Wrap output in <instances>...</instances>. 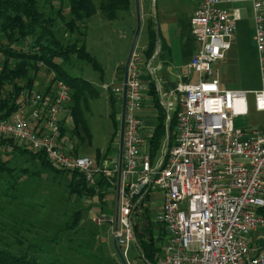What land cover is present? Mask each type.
<instances>
[{"label":"built area","instance_id":"1","mask_svg":"<svg viewBox=\"0 0 264 264\" xmlns=\"http://www.w3.org/2000/svg\"><path fill=\"white\" fill-rule=\"evenodd\" d=\"M251 3L258 53L260 87L227 88L220 83L214 64L231 48L237 22L247 15L236 2ZM195 49L182 66L186 80L167 90L154 78L161 66L145 68L152 79H142V49H134L128 73L125 102L121 185L117 226L114 215L95 218L112 224V235L125 259L135 241L131 196L143 185L144 194L161 192L155 220L163 228L155 264H264V126H237L235 119L249 113L248 95L255 110L264 112V0H200L189 18ZM1 58V53H0ZM153 80L159 103L176 117L175 143L163 146L154 161L139 114L148 83ZM121 96L122 83L111 86ZM24 102L1 117L0 137L13 138L34 151H42L56 167L77 170L89 184L102 174L110 184L118 172V158H94L74 153L63 145L61 127L70 102L69 87L58 80L51 95L33 89ZM22 100V99H21ZM28 110V117L25 116ZM141 195V196H142ZM128 264H130L128 262Z\"/></svg>","mask_w":264,"mask_h":264},{"label":"rangeland","instance_id":"2","mask_svg":"<svg viewBox=\"0 0 264 264\" xmlns=\"http://www.w3.org/2000/svg\"><path fill=\"white\" fill-rule=\"evenodd\" d=\"M99 2L100 0H93L96 12L86 20L83 32H86L84 39L87 51L95 56L103 66V79H100L98 72L90 64L75 58L71 60L70 65L64 66L72 73L83 75L99 91V96L90 99L89 109L84 111V117L91 131V140L88 142L85 138L81 141L78 137H73L70 134L69 128L72 126V120L68 113L66 118L69 121L66 120L64 123L68 132H65L62 140L66 143L64 145L72 144L74 153L88 155L95 160L96 149L104 151L113 132L112 121L109 117L108 87L122 83L123 67L136 27L134 0H131L128 12H119V16L113 20L105 19L102 16ZM139 2L141 28L135 47L138 50L144 47L147 41L145 22L148 17L152 20L155 31L176 30L179 28L181 20H185L184 18L190 15L200 0H140ZM38 3L39 7L50 15H53L55 10L62 5L64 14L68 17L66 0H38ZM230 7H245L247 15L237 22L232 46L226 52L225 58L214 64V68L218 72L223 87L257 89L260 87V78L251 3L248 1L236 2ZM55 34L63 42H73L75 39L81 42L80 40L83 39L79 32H68L59 20L56 21ZM141 58L142 63L144 56ZM156 63L157 60H154L152 66H155ZM176 63H178L177 58L169 66L173 69ZM140 65L142 73L148 76V79H152L153 76L143 67V63ZM165 69L163 72L166 71ZM163 72L155 70L154 78H158ZM28 74L32 76L33 71L30 69ZM52 77L53 73L47 67H40L34 76L32 89L36 92L53 94L58 80L52 82ZM22 82L25 83V80ZM48 86L49 90H47ZM119 97L121 99V96ZM21 99L23 103L24 98ZM248 101L249 113L247 116L236 118V125L243 127L264 124V112L255 110L251 94L248 95ZM146 137L148 138L147 135ZM116 142L117 150L115 149L114 153H108L106 159L117 157L118 136L115 139ZM162 149L163 147L157 157L160 156ZM1 155L4 159H9L7 164L13 168L12 175L5 171L0 172V192L5 194L8 191L10 193V195H2L0 198L1 235L13 238L11 233L13 234L15 231L8 228V223L19 227L16 230L17 236H14L15 240L20 241L21 235L22 238L28 239V242L24 240L23 248L28 247V243L33 244L29 247H34L35 244L42 246V240L51 236L60 239L61 243H58L62 244L61 246H45L40 251L39 261L61 256L66 258L69 264H117L116 262L121 264L117 256L104 254L101 233L96 230L100 229L105 222L97 224V221L92 219L94 216L100 217L101 212L114 213L115 187L108 189L105 196L108 206L101 207L97 198H88L69 191L70 174L68 172L56 173L52 169L43 168L38 161L30 160L27 155L12 153L11 148L5 150ZM99 163L97 162V165ZM11 177L18 179L16 189H9V184L13 181ZM150 195L153 197L134 204L132 210V227L138 234L143 231L148 219L153 221L155 214L160 209L161 192L154 190ZM78 210H81V220L76 225L73 224V216ZM70 225L75 229L63 230ZM255 234L264 236V230L259 229ZM34 252L36 254L35 247ZM126 261L130 264H148L141 256L135 241L130 244Z\"/></svg>","mask_w":264,"mask_h":264},{"label":"trees","instance_id":"3","mask_svg":"<svg viewBox=\"0 0 264 264\" xmlns=\"http://www.w3.org/2000/svg\"><path fill=\"white\" fill-rule=\"evenodd\" d=\"M67 15L60 5L53 15L46 14L39 7L38 0H0V111L1 117H6L14 112L22 103L21 96L29 93L34 85V76L40 67H47L52 73L51 81L61 80L70 90V102L67 105L66 113L70 114L72 126L70 134L78 137L81 141L85 138L91 140V131L84 117V111L89 109V100L99 96L98 89L83 75L70 72L65 65H70L73 58L91 65L98 72L100 79H103L104 69L97 58L91 55L86 49L85 43V22L96 12L93 0H66ZM131 7V0H100L99 10L105 19L113 20L119 16V12H128ZM59 20L68 32H79L83 39L73 42H63L55 34L56 21ZM147 43L142 49L144 61H149L156 50V31L151 19L146 21ZM181 35L183 44L181 49L182 62L186 63L194 51V39L190 35L188 25L184 23ZM157 57L166 63L170 54L165 52L166 46L161 42ZM30 69L33 75L29 76ZM25 80V83L22 82ZM49 90V86L47 87ZM148 95L152 98V106L156 111V121L147 138L148 153L154 161L161 148H171L175 143L176 117L171 114L166 119V112L159 103L155 83L150 80L148 83ZM120 97L108 87V102L110 106L109 117L112 121L113 132L108 146L104 151L96 149V162L105 159L110 152L114 153L116 148L115 139L118 136ZM68 129V127H67ZM68 132L64 125L61 127V136ZM0 172L12 175V169L8 166L9 159H4L1 154L8 148L12 153L27 155L30 160L38 161L41 167L52 169L56 173L70 174L68 184L69 191L88 198L96 197L101 207L106 205L105 196L111 184L107 182L102 174H98L94 185L85 180L84 175L77 170H65L54 166L42 151H34L29 147L20 144L13 138L0 137ZM3 149V150H2ZM101 163V162H100ZM12 178V177H11ZM115 179V175L112 178ZM9 189H16L17 178H12ZM144 190L131 196L132 202H136ZM2 195H10L8 191L0 192ZM106 207V206H105ZM1 208V203H0ZM264 215V209H258ZM81 215V210L75 212L73 224H76ZM147 220L141 233L134 232L135 242L144 261L148 264H155L156 254L159 247L156 241L162 239L163 228L159 223ZM158 225V226H157ZM71 226V225H70ZM157 226L156 228H153ZM73 227V226H71ZM2 229V228H1ZM19 227H12L15 231L11 233L13 238L4 237L0 234V264H67L58 261H39L34 252V247L23 248V240H15L16 230ZM17 242V243H16ZM20 245L21 247H19ZM23 248V249H22Z\"/></svg>","mask_w":264,"mask_h":264},{"label":"crops","instance_id":"4","mask_svg":"<svg viewBox=\"0 0 264 264\" xmlns=\"http://www.w3.org/2000/svg\"><path fill=\"white\" fill-rule=\"evenodd\" d=\"M193 11L190 13V15L187 18H184L185 20H181L182 22L179 24V28L178 29H176V30L164 29V30H161V31L158 30V32L160 33L162 44L167 47L165 52L166 53L168 52L167 54H170V59L166 60V63H165L160 58H158L157 56L153 55L152 58L149 61H151V63H152L154 60H157V63L155 64V66L160 65L161 67L159 69H156V70H159V71L163 72V70L166 68L165 69L166 71L161 73L160 76L158 78H156V80L161 83L163 89H165V90H167L173 83L178 81L179 80V76H181L182 78L186 77V76L182 75V66H183L184 62H182L181 55H180L181 54V49H182V44H183V37L181 35V32H182V26H184V23H186L188 25L189 18L191 16V14L193 13ZM147 19H150V17H148ZM145 29H146V22H145ZM146 35H147V33H146ZM190 35H191V33H190ZM146 43H147V41H146ZM146 43H145V45H146ZM158 45H159V48H160V39H159L158 43L156 44V48H157ZM194 45H195V41H194ZM144 47H141L140 50L143 49ZM194 49H195V47H194ZM155 52H156V50H155ZM175 56H177V57H175ZM174 58L175 59L177 58L178 63H176V65H174V68L172 69L169 65L174 63V60H175ZM147 62L148 61H143L142 62L143 63V67H145ZM142 63L140 61V64H142ZM140 67H141V65H140ZM147 77L148 76H145L142 73V79L143 80H146ZM139 114H140V116L142 118V121H143L142 122V126H141V131L143 133V136L145 138H147L146 135L148 136L150 134L152 128L154 127L155 121H156V111H155V108L152 106V98H151L150 95H148V93L144 97L143 105H142V108H141ZM25 116L28 117V110L27 109H25ZM66 120L69 121L68 118H66ZM152 124H153V126H152ZM262 126H264V124H261L260 126H257V127H262ZM62 140H63V136H62ZM62 144L64 145L66 143L62 141ZM96 178H97V176H96ZM96 178H95V180H96ZM115 181H116V177H115ZM116 184H111V187L109 188V190L110 189H114V187H115L116 191H117ZM150 197L152 198L153 196L150 195V194H144V195L140 196L138 198V200L136 202H134V204L135 205L139 204V203L143 202L144 200H146L147 198H150ZM115 199H116V196H115ZM105 200H106V198H105ZM114 203H115V200H114ZM160 203H161V201H160ZM107 204H108V202L106 200V206H108ZM133 207H134V205H133ZM158 209H159V207H158ZM158 209H157V211H158ZM110 215H114V213L101 212V216L100 217H102V216L107 217V216H110ZM100 217H95L94 216L92 219H93V221H96L94 219L95 218H100ZM80 220H81V218L79 219L77 224L80 223ZM103 221L105 222V224L101 225V228L97 229L96 231L98 233H101L100 234L101 237H102L101 238V243L103 245L104 254L105 255L107 254L108 256L109 255L117 256L116 253H115V250L113 248V244H112V241H113V238H114L113 235H112V224L106 219L105 220H101V221H97V224H100V222H103ZM153 222H156L155 218H153ZM7 225H9L8 228L11 229V230H12V227H18L16 225H12V224H8V223H7ZM74 229H75V227H71L70 226L68 228L65 227V229H63V230H74ZM98 233H97V235H98ZM25 238L26 237H23L22 240L23 241L26 240L28 242V239L27 238L25 239ZM42 241H43L41 243L42 246L40 244H35L34 245V247L36 248V255L39 258L41 256V252L40 251L43 250V248L45 246H47V247H56V246H61L62 245V244H59V243H61L60 239H57V237L55 238V236H51L49 238L43 239ZM57 244H59V245H57ZM28 245L29 246H33L32 243H28ZM83 254H85V253H83ZM60 257H57V258H54V259H46V260H44V259L41 260L40 259V260L43 261V262L58 261V262H65V263L69 264V262L66 261V258H64V257L60 258ZM116 263L119 264L118 262H116Z\"/></svg>","mask_w":264,"mask_h":264},{"label":"water","instance_id":"5","mask_svg":"<svg viewBox=\"0 0 264 264\" xmlns=\"http://www.w3.org/2000/svg\"><path fill=\"white\" fill-rule=\"evenodd\" d=\"M140 0H134V8H135V15H136V27L134 30V35L128 50V54L124 63L123 67V79H122V94H121V105H120V122H119V135H118V172L116 176V186H117V191H116V199L114 203V224L115 227L117 226V217H118V209H119V195H120V185H121V163H122V147H123V130H124V116H125V102H126V89H127V73H128V66L129 62L131 59V56L133 54V51L136 47L138 35L140 32L141 28V14H140ZM156 41L158 43L159 41V36H158V30H156ZM159 51V45L156 48V52L154 56H157ZM184 81L186 80V77L182 78ZM143 188V185H140L138 187V190L141 191ZM113 248L115 250V253L120 261L121 264H128L126 259L123 257L119 246L116 243V239L113 238L112 241ZM259 245L261 247H264V241L260 240Z\"/></svg>","mask_w":264,"mask_h":264}]
</instances>
